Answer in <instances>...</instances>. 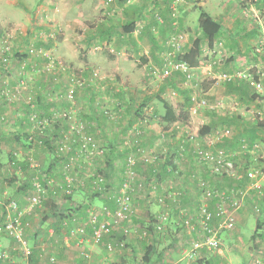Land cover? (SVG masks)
Here are the masks:
<instances>
[{"label": "crops", "instance_id": "0c3cea01", "mask_svg": "<svg viewBox=\"0 0 264 264\" xmlns=\"http://www.w3.org/2000/svg\"><path fill=\"white\" fill-rule=\"evenodd\" d=\"M1 1L3 0H0V20L2 24H5L7 20L4 19V17H6L7 14L4 13V5ZM38 1L39 5L42 3L44 7L48 6L47 8L50 10L52 6V11L48 9V12L61 26L59 28L60 35L52 40L51 43L45 44V47L48 48V51L54 52L58 54V56L72 62L78 67L77 70H79V72L83 71V75L86 77L88 84L86 87H81L77 91L76 98L79 112L80 115H84L87 124L91 126L95 139L102 144L106 150L104 159L106 160V167L103 171L101 170L107 178L106 191L100 194L99 197L88 199L86 203L96 204L101 208L103 204L110 205L112 203L113 207H115V203L111 198L113 193L112 189L116 191L120 188L118 185L122 181L121 179H123V167L126 157L135 150V155L138 157L139 169L142 175L147 179L148 189L156 180L160 183V192H165L166 190H170L171 187L175 188L177 185H180L185 191L181 207L188 206V208H193L192 206L196 204L198 196L191 194L192 186L196 187L192 175H199V170L205 174V177L207 176L206 178L213 175L203 167H198V170L194 169L196 163L191 161L193 157L189 159L186 158L178 167L182 171L180 176H174L169 170L171 166L175 167L173 163L175 150L171 144H173V142H182L186 136V133H184L182 129L177 128V124L184 126L190 133L199 134L204 137L218 131L219 129L216 130V128L219 127L217 126V117L203 119V117H199V114L194 117L191 113L188 114L189 118L184 119L181 117L182 113L189 111L191 106L190 102L188 103L190 105L184 102H186L187 97L191 95L190 88H192V82H189L187 76L182 72H174L164 79L159 77L157 71L164 66L166 58L163 40L170 33L174 32L175 29L186 32L189 50L197 37L202 38L200 62L198 66L194 67L197 78H207L208 76L216 77L217 73L213 70L212 63L208 61L206 56L208 55L210 57V55H213L212 51L218 40L223 41L224 52L228 51L229 53V58H227L224 67L217 66L219 70L231 71L234 68H248L250 65L259 66L264 64V61L262 62V60H264V53H258L261 50L258 43L262 42V40H260L262 37L260 33L264 27V0H261L259 3L255 2V4H251L250 9L242 8L244 6L242 0H119L118 2L112 0ZM197 4L198 6L196 8L195 6ZM16 6L18 7L20 5L15 1L12 4V8L15 9L17 8ZM172 6H175L176 15H173L174 11L171 10ZM201 9L217 18L222 27V32L214 40L212 47L209 46L207 38L202 36L199 27ZM247 10L248 14H246ZM106 11H110L111 14L106 15ZM155 12H161L163 22L155 18ZM31 13L32 12L29 10L28 16H31ZM194 14H197L196 26L193 32L190 33V29L187 28V25H189L190 19ZM38 15L39 14L36 13V19L39 23L41 19ZM1 23L0 30L2 28ZM153 26H156L158 31L155 30L156 32H153ZM37 31L39 30L35 29L34 34L37 35ZM23 37L26 38V36ZM36 39L35 37V40ZM188 50L186 49V51ZM129 53H133L134 56L128 55ZM27 61L31 62L32 60L28 57ZM18 65L19 67L22 66L21 63H15L14 69L15 66ZM92 68L98 69V71L104 74L106 79L103 82L92 80ZM10 71L11 70H8L6 65L0 68L1 94H3V83L4 85L8 83L10 86L9 81L20 80V76L23 75L26 81L22 80L21 84L11 88L15 89L21 86L22 91L24 89H29L34 100L40 101V104L36 105L38 112L47 113L55 108L42 105L44 101L43 98L46 96V90L43 88L46 87L44 77L41 78L40 75L34 74L33 79H31L28 72L26 75L22 72V75L19 76H9ZM47 78L49 79L50 77ZM63 78H67L66 74ZM118 79L120 82H116ZM247 80L240 79L239 82L234 80L235 82H227L224 85L223 83H218L219 86L216 92L222 95L220 100H223V97H230L233 100H245L244 102L247 101L246 106L251 107L250 110L260 111V109L264 108L262 94L259 93L261 91ZM23 82L26 85H23ZM134 82H138V87L132 85ZM122 83L123 85L121 86ZM207 83L209 86L206 90H215L213 82L210 81ZM149 84H153V88ZM47 85H49V82ZM158 86H160V88ZM13 92H15V90H13ZM116 95H118L119 98H123L125 106L119 111L120 115L121 112L123 113V115H121L123 118L121 120L112 121V119L103 113V108L104 106L114 103V101L117 100ZM167 96L174 97L177 100L176 104L170 103V106L174 108L176 114L180 117L177 121L169 122L163 118L166 113V100H164V102L160 97L166 98ZM30 98L32 100L31 96ZM235 103L236 108H238L241 102ZM64 105H66V103H64L63 106ZM63 106L60 107L65 108ZM260 106L262 107L260 108ZM2 110V107H0V113ZM13 110L21 112L23 108L15 106ZM51 113H49L50 116ZM247 118L248 117L245 118L246 120L242 119L241 116L236 118L235 133L238 135V138L234 140L235 144L233 145H231L232 141H228V143H230L228 146H232V148L229 149H238L240 143L245 140V138L242 137L264 136V126L259 124L260 121H247ZM142 122H146L145 125L142 124ZM201 122L202 124L200 125ZM261 122L263 123L264 119H262ZM20 124L22 123L20 122ZM137 124L143 126L145 130L141 145L143 148L145 147L147 152L154 150L159 155L160 159L158 161L143 164L140 160V155L142 154H140V150L139 152L136 148L123 150V136L129 133L128 130ZM66 126V124H63V126L59 124L57 129H55L56 132L48 137L51 141L50 143L57 145L56 150L58 153L56 155L54 152L44 151V153H46V158L44 160L46 164L47 160L49 162L47 166L44 164V166L47 167L48 173L50 171L49 174L44 173L48 177L46 178L48 180L53 178L54 175V178H62L64 182L67 177V175L64 177L66 171H61V167L63 164L68 163V155L75 153L74 148L76 147V141L75 134L72 133L68 134L69 137L67 141H65L64 132ZM34 127L33 124L30 130L31 132L34 131ZM205 128H209V131L202 134L201 130H205ZM10 129L17 130L20 133H15L13 136L10 134L5 135L0 122V145L10 143V146L14 149L13 153L9 156L11 165L12 162L18 160L17 157H15L19 156L17 145L22 140L23 133L22 129L18 126L14 129L11 127ZM164 133L170 138L169 141L162 140L161 136ZM30 137L36 139V133L31 134ZM62 145L68 146L71 151H67L65 152L67 154L61 155V153H64V151L60 149ZM236 146L238 147L236 148ZM29 150L31 153L35 152L34 148ZM50 155L55 159L52 160ZM66 155L68 157H66ZM250 159L251 155L245 154L240 160L242 163H245V165L248 164L249 168ZM33 168L29 169L26 166L25 179H23L21 187L16 189L20 191L21 194L22 189L27 188V196L29 197L35 193V189L33 188L34 176L31 178V175L35 172ZM248 168L246 170H248ZM193 170L197 173L193 172ZM37 172H45V170L42 169V171H40V169H38ZM239 175L240 179L234 176L228 178L234 180L237 185L243 184L246 186L250 182L246 177L247 171H244L242 174L239 172ZM46 176H44V178ZM114 182L118 185L116 184L111 188ZM44 183L46 184V182ZM48 186L50 190L53 189L54 191L56 189L58 195L53 196L49 192V197L52 200L43 202L41 206H37L29 215L31 218L27 236L30 238L32 255L26 257L19 248L17 241L5 233H0L1 249L9 251L12 259H15L18 264H39L34 260V256L36 259H38V257L49 256L50 259L53 257L55 260V254L62 255V252L67 255L70 254V256H77L80 253L88 257L92 256L94 257V264L98 263V257H100L101 252L103 253V251H100V248H108L104 245L100 247L92 237L93 230L89 220V210L88 212L86 210L87 205L80 201L75 202L78 200L75 196L77 193L75 191H73L72 194H66V192L63 200L59 202L62 192L65 191L63 185L58 187L54 185V183H51L48 184ZM147 192L148 194L150 193L153 198H155L154 201H156L155 193L153 191ZM251 196L247 198L246 204H250V202L253 204V202H256V195L251 194ZM24 199L25 197H23L21 201L22 206L27 205V201ZM157 205H159L158 202ZM175 209H177V207H175ZM37 211L41 212L42 215H40V217ZM255 220L256 228L252 236H254L256 242H262L264 241V216L257 217ZM237 223L240 229L243 226L252 224L249 212L245 209L241 210V207L238 210ZM78 225H84L86 227V234L71 235V228ZM176 227H180L182 229L181 231L184 230L182 223ZM54 260L51 259V261ZM71 261L74 262L73 259H71ZM0 264H2L1 261ZM62 264L68 263L62 260ZM75 264H79V260H77ZM82 264H86V262Z\"/></svg>", "mask_w": 264, "mask_h": 264}, {"label": "rangeland", "instance_id": "374dc122", "mask_svg": "<svg viewBox=\"0 0 264 264\" xmlns=\"http://www.w3.org/2000/svg\"><path fill=\"white\" fill-rule=\"evenodd\" d=\"M15 1L20 6L18 7L16 6L17 8L14 9L12 8V4ZM112 1L118 2L119 0H112ZM260 1L261 0H242V3L244 4L242 8L250 9L251 4H255V2L259 3ZM1 2H3V5H4V13L7 14V16L4 17V19H6L7 22H5V24H2L0 20L1 27H2L0 30V39L7 38L8 40L7 44L10 47L7 50V55H9L11 60H10V63L6 65L7 69L11 70L9 76L11 75L19 76V75H22V72L25 73L26 75V73L28 72V75L31 77V79H33L34 74L40 75L41 78L44 77L45 82H46L45 83L46 87H43V88H45L44 90H46V96H44L43 98L44 101L42 105H48V107L50 106V108L55 107L51 110L52 113L51 112L46 113V112H41V111L38 112V110L36 109V105L40 104V101L34 100V97L31 95V92L29 89H26V90L24 89L22 91L21 86L19 88L12 89L11 87L14 88L16 85L21 84L22 80L26 81L25 76L23 75L20 76V80L9 81V84H10L9 88L11 90V93L13 92V90H15L16 94H18L17 97H13L11 95L8 97L0 93V107H2L3 109L0 113V122H1V127H3L4 129L3 133H5V135L10 134L11 136H13L15 133H20L17 130L10 129L11 127L14 129L16 126L20 127L23 133L22 140L17 145L18 147L17 151L19 153V156H15L13 154L15 157H17L18 160L15 162H12L11 165H10L11 161L9 160V156L13 153L14 149H12V146H10V143H5V144L0 145L1 146L0 200L17 199L20 201V204H22L21 201L23 200V197H25L24 200L27 201V203L29 200L27 199L29 197L27 196L28 195L27 188L22 189L21 194H20V191L16 189H19L21 187L23 179H25L24 176L26 175V172H25L26 166L29 169H32L34 166L33 170L35 172L33 175H31V178L34 176L33 181L36 179H39L40 181L44 183L45 182L44 180L48 178L44 174V173H48L47 167L44 166V164H46V161L44 160L46 158L45 157L46 153H44V151L47 150L48 152H54L56 155L58 154L56 150L57 145L50 143L51 141L48 139L50 135L56 132L55 129H57L56 126H58V124H61V126H63V124L67 125L65 127L66 130L64 132L65 141H67V138L69 137L68 134L72 133L73 131L72 125L77 126V124L79 125L80 123H83L85 124L84 130L87 132L85 134L90 135L89 133H91L94 136V133L92 132L91 126L87 124L86 119L84 118V115L83 116L80 115L79 107L77 105L78 104L77 98H76L77 91L81 87H86L88 84L86 81V77L83 75V71L79 72V70H77L78 67H76L72 62L67 61L66 59L62 58L61 56H58V54L54 52L48 51V48L45 47V44L51 43L52 40H54L56 37H58V35H60L59 28L61 27L58 24V22H56L55 19L51 17V14H49L48 12L49 8H47L48 6L44 7L42 3L40 4L41 5L40 6L38 0H14V1L3 0ZM197 6L198 4L195 7L197 8ZM29 10L32 12L31 16H28ZM171 10L174 11L173 7H171ZM50 11H52V6H51ZM36 13L39 14L38 16L41 19L39 23H38V20L36 19ZM159 13L163 20V16L161 12ZM196 19H197V14H194V16H192V18L190 19L189 25H187V28L190 29V33L193 32V29L196 26V21H197ZM35 29L39 30L37 31V35L34 34ZM155 29L156 31H158V28L155 27ZM156 31H153V32H156ZM178 31L179 30L175 29L174 32L170 33L168 36L164 38L163 44H164L166 53L168 51L166 47L167 39L173 33L178 32ZM260 34L262 36L260 38L262 42L258 43L259 47L261 48L260 52L258 53H264V40H263L264 39V27L262 28V31ZM23 36H26V38ZM35 37L37 38L36 40H35ZM31 46L43 47L44 54L41 56V53L39 52L31 53L28 50L29 47ZM25 53H28V56H26ZM212 54H213L212 56L210 55L209 57L207 55L206 57L208 61L212 63V68L217 73L216 77L208 76L207 78H200L198 76L199 78H197V75L195 74V70H194L193 71L194 78L193 80L189 81V82H192L191 83L192 88H190L191 95L190 97H187V100L184 103L188 104L190 102V104L192 105L194 96L196 97L200 96L202 98L207 99L209 106L206 108L203 107L199 109V112H198L199 117H203V119H208V117H215V118L217 117L216 121H217V126L219 128H216V130L222 129L224 127L231 128L232 138L226 139L220 144H217L218 146H222L226 148L230 144L228 143V141H232L231 145H233L235 144L234 140L238 138V135H236L235 133V130H236L235 124L237 122L236 118L241 116L242 119H245L246 117H248L247 121L248 120L249 121L251 120L262 121V119H264V108L260 109V111L250 110L251 107L246 106L247 101L244 102L245 100H239V99L233 100L230 97H223L224 98L223 104H219L218 102L222 98L221 97L222 95L216 92L219 86L218 83H223L224 85L225 83L227 82L229 83L234 80L236 82H239L240 79H244V80L248 79L249 82L251 83V79H254L255 77H257L256 70H258V66L250 65L248 66V68H245V67L242 69L234 68L231 71L230 70L228 71L219 70L217 66H220L223 68L224 65L226 64L227 58H229L228 51L224 52V43H223L222 48H220L218 51H215V52L212 51ZM128 55L134 56L133 53H129ZM28 57L32 60L31 62L27 61ZM49 57L55 59L56 62H61L65 68H63L57 63L53 67L48 69V66L51 65V64L49 65V61H50ZM263 61L264 60H262V62ZM15 63L16 64L21 63L22 66L21 67H19V65L15 66V69H14ZM23 66L24 68H22ZM91 71H92V78H91L92 80L103 82L106 79L104 74L98 71V69L92 68ZM222 73L232 74L233 80L227 81V80L221 79L220 75ZM65 74L67 78L64 79L63 76ZM45 76L50 77V78L48 79ZM78 79H83L84 82L78 83ZM159 80L163 81L161 79ZM206 81L213 82L215 86V90H212V91H209V89L206 90L209 86ZM48 82H49V85H47ZM116 82H120V80L118 79L116 80ZM156 83H160V82H156ZM122 85L123 83L121 84V86ZM132 85H135L136 87H138V82H134ZM3 86H4V83H3ZM150 86H152L153 88V84H151ZM71 87L75 88V93L73 97H71L72 95H70L69 93V89ZM158 87L160 88V86ZM17 89H19V92H17ZM112 90L115 91L114 89ZM259 93L262 94V100L264 101V88ZM30 96L32 97V100ZM116 98L117 100L114 101V103L104 106L103 108L104 114H105L104 112L105 109L109 107L112 108L114 111H116V113L118 111L117 118L112 119V121L121 120L123 118L121 116L123 115V113L121 112V115H120L119 111H121L122 107L125 106V102H123V98L122 97L119 98L118 95H116ZM160 98L163 99V101L166 100V102H168L169 104L170 103L176 104L177 102V100L171 96H167L166 98H162V97ZM235 102H241L239 103L238 108H236ZM64 103H66V105L63 106ZM15 106H18L19 108H23V110L21 112H18L17 110H13ZM60 106L61 107L63 106L65 108H61ZM261 107L262 106H260V108ZM49 113H51V116L49 115ZM189 113H190L189 111L183 112L181 117L184 119L189 118L188 117ZM30 116L33 117V119L36 117L34 119V122L30 119ZM52 116L54 117L52 118ZM18 121H20L22 124H20V122ZM31 122L35 126L33 128L34 129L33 132L30 131L33 126ZM201 124L202 122L200 123V125ZM131 129L128 130L129 133H126L123 136V139H122L124 140L123 150H131V149L136 148L138 152L140 150V154L144 151L147 152L145 147L143 148V146H140V145L134 146L135 145L134 137L131 136L133 133ZM33 133H36V136H37L36 139L30 137L31 134ZM43 138L48 139V142L43 141V143H40V140ZM242 138H245L244 141L246 140L250 141L251 144L253 143L259 144L260 149L258 151V154L264 155V136L263 137L262 136L260 137L259 136L258 137H247L246 136ZM77 140L78 139L75 138L76 142ZM97 143L100 145V148L102 149L101 154H98V155L94 154L95 156L90 155V157H88L87 155L85 156V154H82L80 152L81 147L76 146L74 148V151L77 155H74L75 153L69 154L68 155L69 157L66 155V157H68V163L63 164L61 167V171H64V170L66 171V174H64V177L67 175L64 182L62 178H54V175H53V178H50V179H53L52 183H54V185L58 187H60V185H63V187L67 186V180L69 178H72L73 181H75L74 191L77 192L75 196L78 199L75 202L80 201V202L85 203L87 205V208H86L87 212L88 210L90 211L93 209L98 210L101 208L100 206L96 204L86 203V201H88V199L92 197L93 198L99 197V195L97 196L94 195L93 190L95 191L102 190V187L100 186V187L94 188L89 183H87L84 186L81 185V181L84 178L88 180V178L91 179L92 177H94V176H91L93 174L102 175L100 171L101 170L103 171V169L106 167L105 166L106 160H104L105 154H106V150L104 149L105 147L102 144H100L98 141ZM64 146H65L64 147L65 150L62 149L64 153H61V155L67 154L65 153L67 151H71L69 150L68 146L66 145ZM237 147L238 146H236V148ZM32 148L35 149V152L33 153L29 152L30 151L29 149H32ZM229 148H232V146L227 147V149ZM134 151L131 154L127 155L126 157L124 167H123V179H121L122 181L121 180H120L121 182L119 181L120 182L119 185L114 182L111 188H113V186L116 184L118 185V187L120 186L121 188L125 177H127V173H125V171L127 168L128 159L130 157H133L136 161L135 167L133 168L137 170L140 173V175L142 174V172L139 169V165H138V157L135 155ZM148 152L151 153L155 151L153 150V151H148ZM250 155H251V159H250L251 162L249 165L250 167L254 165L258 166L260 163H264V159L262 157L255 158L252 154ZM50 157L52 158V155H50ZM142 158L143 156L141 154L140 160L144 164V161ZM189 158L190 157H187V159ZM53 159L55 158H52V160ZM185 160H183V162ZM195 160L196 159H193V158L191 160L192 162L196 163V165L194 166L195 167L194 169H197L198 167L204 168V166L201 163ZM240 161L241 160L237 159V162H238L237 169H238V172L242 174L244 171H247L246 169L248 168V164L245 165V163H242V161L241 162ZM30 162H31V165H30ZM47 165H49L48 160H47L46 166ZM68 165H69L68 168L74 169V171L69 170L68 168L66 169V166ZM37 168L40 169V171H42L43 169L45 170V172H37L38 171ZM193 172L197 173L195 170H193ZM198 173L199 175L201 174L200 175L201 177H204V178L207 177V176L205 177V174L201 170H199ZM43 174L44 176H46L45 178ZM192 177L194 178L195 176L192 175ZM206 179H209V181L217 185V187H220V186L221 187L229 186L231 188L232 187L234 188H238V187L244 188L245 187L243 184L237 185V183L234 182V180L228 177L209 176V178H206ZM138 181L139 180L136 179L132 182L134 190L131 193L132 211L130 213L129 218L122 220L118 225L114 226L111 229V231L104 236L102 242L97 243L98 245H100V247L104 245L107 248H108V244L110 243L113 245V249H102L97 245L100 248V251H103V253L102 252L100 253V257H98L99 261L96 264H254L253 262L254 258L256 259L259 257L258 254L255 257V253L260 247L264 245V241L256 242V240H254V236L252 235L254 234V230L256 228L255 219L257 217L264 216V211L259 214L255 212V208L252 202H250V204H246L247 203L246 202L247 199H246L245 203H243L241 206V210L245 209L249 212L250 218L252 220V224L248 226H243L240 229L237 223V226L234 230H225L222 233V239L224 242L223 254H218L216 252L206 253L195 259H190L184 252L185 247L187 246V243H186L187 241L183 237V231H181L182 229L180 227L178 228L176 227L179 224L181 225L182 223V219L184 216H183L181 209L183 207L177 206V209H175V207L174 208L172 207L170 218L165 224L167 226L168 232L166 231V233L164 234H161V233L155 234L154 232H150L148 228L146 227H152V225L155 224L156 214L158 210L160 209V206L157 205L156 201H154L155 198H153V196L150 193L148 194L147 191H150L151 188L148 189V188L139 187ZM157 181L158 180H156V182ZM112 191L113 193L117 192V190L115 191L114 189H112ZM15 192H18L19 194ZM66 192H67V189L64 192H62L59 202L63 200ZM194 192H195V187L192 186L191 194L196 196ZM250 192H251L250 196L251 194L256 195V199H255L256 203L263 205L264 203L263 179H262V193H259L255 190L254 192L253 191H250ZM56 195H58V193ZM250 196H248L247 198H249ZM48 197L49 195L46 197L47 199H45L44 202L52 200L50 197L49 198ZM105 206L109 208H114L112 203L110 205H104V204L102 205V207H105ZM187 210L192 215V217L196 219V213H198L197 209L190 207V208H187ZM238 210L236 213L237 215H238ZM37 213H39L38 215L39 217L40 215H42L40 211H37ZM0 224H1V219H0ZM145 231H147V234H145ZM148 247H151V249H149L148 251L149 261H146L144 256L146 254ZM0 250H1V246H0ZM71 259H73L75 263H77V260H79V264H82L83 262H86V264H90V263L94 264L93 262L94 257L92 256L88 257L81 253L78 254L77 256H74V255L70 256V254L67 255L64 252H62V255L55 254L54 261H51L49 256L38 257V259H36V257L34 256V260L37 261L39 264H62V260H64L68 264H75L74 262L71 261Z\"/></svg>", "mask_w": 264, "mask_h": 264}, {"label": "built area", "instance_id": "2783aa9c", "mask_svg": "<svg viewBox=\"0 0 264 264\" xmlns=\"http://www.w3.org/2000/svg\"><path fill=\"white\" fill-rule=\"evenodd\" d=\"M173 7V6H172ZM173 15L175 13V6L173 7ZM106 15H110V11H106ZM248 14V10L246 11ZM156 19L163 22L162 17L159 12L155 13ZM154 27V29H153ZM152 29L155 31V27ZM0 68L10 63V57L7 55V50L10 48L7 44V38L0 39ZM223 46V41L218 40L214 45V52L218 51ZM166 47L168 49L165 55L164 66L157 71L160 78L164 79L174 72H182L187 76V80L191 81L194 78V67L182 58V56L188 50L187 43V33L186 32H175L166 41ZM31 53L39 52L41 56L44 54L43 47L31 46L28 49ZM48 69L53 67L55 64H59L63 68L64 65L61 62H56L55 59L49 57ZM24 68V66H23ZM256 76L251 79V83L257 87L258 90H263L264 86V64L258 66L256 70ZM94 74V73H93ZM58 76V75H57ZM220 78L223 80L231 81L233 80V75L230 73H222ZM84 82L83 79H78V83ZM24 84V83H23ZM83 85V84H82ZM75 87V86H74ZM71 87L69 89L71 97L74 96L75 88ZM19 92V89H17ZM2 93L5 96L17 97L16 92H12L9 88L8 83H5ZM223 100L218 103L223 104ZM208 101L200 96L193 97V104L189 108L191 115H198L200 108L208 107ZM105 114L110 119H116L118 116V111H114L112 108L105 109ZM67 116V115H65ZM54 116H52L53 118ZM36 118V117H35ZM34 118V119H35ZM30 119L34 122L33 117ZM57 120V119H55ZM71 120V118H70ZM69 120V121H70ZM73 120V119H72ZM146 122H142L145 125ZM75 138H77L76 145L80 148L82 154L95 156L102 153L100 145L97 143L94 136L87 133L84 128L85 124L80 123L77 126L72 125ZM177 128L182 129L186 133L185 138L180 145L174 147L175 154L173 155V163L175 167L169 169L174 176H180L181 169L178 168L183 160L187 157H193L197 162L201 163L204 168H206L211 174L217 175L218 177H231L234 176L240 179V175L237 169V159H242L245 154H252L255 158L262 157L264 155L258 154L260 145L257 143L251 144L250 141H243L240 143L238 149H227L217 144L223 142L226 139L232 138V130L229 127H224L218 131L212 133L209 136H201L199 134H193L186 130L181 124H177ZM132 137H134V146H139L143 135L144 127L140 124L133 126ZM163 141H169L170 138L166 133L161 136ZM127 143V141H126ZM64 145L60 149H64ZM144 150V149H143ZM142 150V151H143ZM258 154V155H257ZM144 163H152L159 159V155L155 152H142ZM240 158V159H239ZM135 159L130 157L128 159L127 168L125 173L124 182L118 192L114 194L115 196V207H102L101 209L89 210V220L92 226V237L96 243L102 242L104 236L108 234L111 229L118 225L122 220L129 218L132 211V191L134 187L132 182L138 179V185L141 188H146L147 179L135 170ZM36 167V166H35ZM69 167L66 166V169ZM69 169V168H68ZM70 170V169H69ZM94 176L93 187H100L105 181L103 175H91ZM195 176L193 179L196 182L195 195L198 196L199 206L196 213V219L192 217L187 208H182L183 219V237L186 239L187 246L185 247V253L190 259H195L206 253H218L223 254V239L222 233L225 230H234L237 226V210L245 203V200L250 196V191H257L262 193V179L264 177V163H260L258 166H251L247 170V178L249 183L244 187H217L211 181L207 180L200 175L193 174ZM52 183V180L46 181V184L36 179L33 181V188L35 193L31 195L28 199L26 206H22L20 201L17 199L0 200V233L3 232L9 237L14 238L22 253L29 257L32 255V247L30 245V238L27 236V230L30 226V214L34 211L37 206H41L46 197L51 194L48 184ZM159 182H155L151 185V190L155 193L156 201L158 202L160 209L156 215V224L154 228L155 234H164L167 231V226L165 225L170 218L172 207L179 206V202L185 196V191L180 185L175 188L171 187L170 190L165 192H160ZM81 185H85V179L81 181ZM75 187L73 185V179L69 178L67 180V192H72ZM66 190V189H65ZM55 189L52 195L57 194ZM211 203H213V209L209 208ZM255 212L261 213L262 208L258 204H254ZM86 227L84 225L74 226L70 230L71 235H84L86 234ZM168 232V231H167ZM147 234V231H145ZM108 249H113L112 244H108ZM258 254V258H254V264H264V245L260 247L255 253V257ZM54 260V258H51ZM0 261L2 264H18L15 259H12L10 252L7 250H0Z\"/></svg>", "mask_w": 264, "mask_h": 264}, {"label": "trees", "instance_id": "16d2710c", "mask_svg": "<svg viewBox=\"0 0 264 264\" xmlns=\"http://www.w3.org/2000/svg\"><path fill=\"white\" fill-rule=\"evenodd\" d=\"M199 27H200V29H201V33H202V36L203 37H205V38H207V40H208V44H209V46L210 47H212L213 46V43H214V40L221 34V32H222V27H221V24L219 23V21H218V19L217 18H215V17H213L212 15H210L208 12H206L205 10H203V9H201V12H200V15H199ZM201 53H202V38L201 37H197L194 41H193V44H192V46L190 47V49L182 56V58L184 59V60H186L189 64H190V66H192V67H195V66H198L199 65V62H200V55H201ZM27 54L28 53H25V55L27 56ZM165 105H166V113H165V115H164V120H166V121H169V122H174V121H177L180 117H179V115H177L176 114V112H175V110H174V108L172 107V106H170V104L168 103V102H165ZM261 122V121H260ZM259 122V124L261 125H263L264 126V122L262 123H260ZM59 125V124H58ZM57 127V126H56ZM209 131V128H205V130H201V133L202 134H205L206 132H208ZM55 132V131H54ZM43 141L44 142H48V139H46V138H43V139H41L40 140V143H43ZM32 142V141H31ZM181 144V142H179V143H175V142H173V144H171L172 145V147H177L178 145H180ZM140 146H142L141 145V142H140V144H139ZM76 146H78V145H76ZM74 155H77L76 153L74 154ZM160 159V158H159ZM158 159V160H159ZM157 160V161H158ZM171 168H173L172 166H171ZM170 168V169H171ZM70 170H72V171H74V169H70ZM168 171V170H167ZM101 172V174L102 175H104V178H105V181L101 184V187H102V190H93V193H94V195H100V194H102V193H104L105 191H106V182H107V178H106V176H105V174H103V172L102 171H100ZM213 175V174H212ZM213 176H216V177H218L217 175H213ZM247 177V176H246ZM85 179V178H84ZM94 179V177H92L91 179L90 178H88V180L87 179H85V185L87 184V183H89V184H91V185H93V182H92V180ZM48 179H45V182L47 181ZM207 180H209V179H207ZM73 185H74V181H73ZM151 186H149V188H150ZM229 187V186H228ZM63 188H65V189H67V186H64ZM72 188H73V191H74V189H75V187L74 186H72ZM146 188H148V186L146 187ZM120 189V188H119ZM119 189L117 190V192L119 191ZM51 191H53V189L51 190ZM73 191L72 192H67V194H72L73 193ZM150 191H152V190H150ZM52 193L53 192H51V195H52ZM114 194L115 193H113L112 194V199H113V202H115V196H114ZM183 200V199H182ZM182 200L179 202V206H181V203H182ZM199 202H200V200H198L197 199V202H196V204H194L192 207L193 208H196V209H198V204H199ZM263 203V202H262ZM254 204H258V203H254L253 202V205ZM258 205H260V204H258ZM261 206V208H262V211H261V213L264 211V203H263V205H260ZM213 207H214V205H213V203H211V205H210V207L209 208H211V209H213ZM184 209L185 208H188V206H185V207H183ZM155 224H156V218H155ZM155 224L154 225H152V227H146V228H148V230L150 231V232H154V228H155ZM152 229V230H151ZM257 232V231H256ZM155 233V232H154ZM149 249H151V247H148V249H147V251H146V254H145V256H144V258H145V260L146 261H149V257H148V254H149Z\"/></svg>", "mask_w": 264, "mask_h": 264}]
</instances>
